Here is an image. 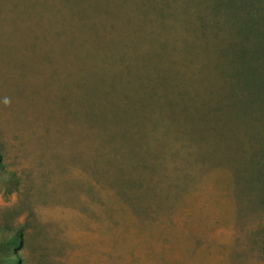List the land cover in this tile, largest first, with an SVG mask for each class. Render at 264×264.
<instances>
[{"label":"rangeland","instance_id":"374dc122","mask_svg":"<svg viewBox=\"0 0 264 264\" xmlns=\"http://www.w3.org/2000/svg\"><path fill=\"white\" fill-rule=\"evenodd\" d=\"M252 13L242 33L245 10L208 1L0 0L18 264H264V0Z\"/></svg>","mask_w":264,"mask_h":264},{"label":"trees","instance_id":"16d2710c","mask_svg":"<svg viewBox=\"0 0 264 264\" xmlns=\"http://www.w3.org/2000/svg\"><path fill=\"white\" fill-rule=\"evenodd\" d=\"M208 1L211 3V9L213 11H218L221 7H224L227 11V16L230 19H236V11L237 9H242L247 12V19L244 22L242 33L250 32L252 30L251 23H253L252 18V10L256 5V0H199L202 4ZM239 56V60L241 64L244 66V73H245V84H249L251 82V66H248L247 63V53L241 51ZM2 233L5 235L6 230L3 228L1 229ZM17 244L21 247L22 244V236L21 234H14L11 236H5L0 241V264H18V259L13 257L11 254L12 245Z\"/></svg>","mask_w":264,"mask_h":264}]
</instances>
